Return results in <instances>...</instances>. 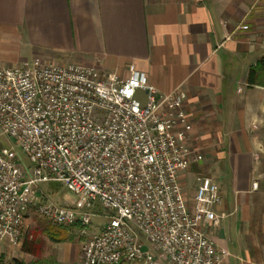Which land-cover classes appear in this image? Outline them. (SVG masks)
Masks as SVG:
<instances>
[{
	"label": "built area",
	"instance_id": "1",
	"mask_svg": "<svg viewBox=\"0 0 264 264\" xmlns=\"http://www.w3.org/2000/svg\"><path fill=\"white\" fill-rule=\"evenodd\" d=\"M128 71L40 57L0 63V244L21 245L31 209L88 226L99 203L115 214L85 242L80 264H224L230 252L207 231L222 219L219 185L200 172L190 202L182 183L205 158L193 145L188 94L160 92L134 63ZM41 182L61 183L77 203H53Z\"/></svg>",
	"mask_w": 264,
	"mask_h": 264
},
{
	"label": "crops",
	"instance_id": "2",
	"mask_svg": "<svg viewBox=\"0 0 264 264\" xmlns=\"http://www.w3.org/2000/svg\"><path fill=\"white\" fill-rule=\"evenodd\" d=\"M35 57L124 77L134 63L160 92L182 87L205 155L183 172L185 195L200 169L210 175L222 219L207 231L230 252L224 264H264V0H0V63ZM82 226L43 223L42 258L80 264L103 229Z\"/></svg>",
	"mask_w": 264,
	"mask_h": 264
},
{
	"label": "rangeland",
	"instance_id": "3",
	"mask_svg": "<svg viewBox=\"0 0 264 264\" xmlns=\"http://www.w3.org/2000/svg\"><path fill=\"white\" fill-rule=\"evenodd\" d=\"M138 98L141 101H144L143 93H138ZM2 129L0 126V135ZM1 140L5 146L12 145V141L2 136ZM20 157L26 164H29V161L25 154L21 151L19 147H16ZM206 173L203 170H199L196 174ZM40 188L43 190L44 194L48 196V199L55 204L58 205H75L78 201L77 196L65 188L61 183L57 186H53V183L41 182L39 184ZM196 184L193 183L188 186V193L192 196L195 192ZM90 211L92 213L91 216V224L88 226H82V228H78V231H82L84 233H89L91 230H99L105 223H107L110 218L115 214V210L110 208H105L101 204L96 203L91 208ZM43 223H51L45 218L41 217L35 209H31L29 214L27 215L24 227H23V239L22 243L18 247H11L9 245H1L0 246V264H20V263H29L30 261L36 259V257H42L44 250V242L47 239L46 234L42 231L41 225ZM53 224V223H52ZM29 241L36 242L38 244V255L35 257L27 252L22 250V245L25 239Z\"/></svg>",
	"mask_w": 264,
	"mask_h": 264
},
{
	"label": "trees",
	"instance_id": "4",
	"mask_svg": "<svg viewBox=\"0 0 264 264\" xmlns=\"http://www.w3.org/2000/svg\"><path fill=\"white\" fill-rule=\"evenodd\" d=\"M53 183V186H57L58 182H50ZM60 238H55L53 237L52 234H50V237L55 239V240H60L63 239L64 233L61 232ZM22 250L24 252L30 253L34 256L38 255V244L33 241H29L27 238L24 240L23 245H22ZM20 264H56V262L53 259L50 258H42V257H36V259L30 261L29 263H20Z\"/></svg>",
	"mask_w": 264,
	"mask_h": 264
}]
</instances>
